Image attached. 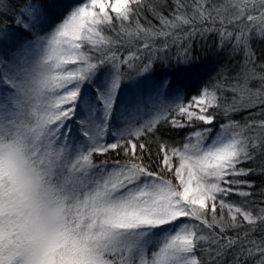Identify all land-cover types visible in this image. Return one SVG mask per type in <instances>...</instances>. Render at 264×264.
Masks as SVG:
<instances>
[{"label": "snow or ice", "instance_id": "snow-or-ice-1", "mask_svg": "<svg viewBox=\"0 0 264 264\" xmlns=\"http://www.w3.org/2000/svg\"><path fill=\"white\" fill-rule=\"evenodd\" d=\"M189 3L164 15L147 0H28L0 28V264H264L250 179L264 176V58L250 44L264 40V0ZM145 7L158 26L140 22ZM208 32L244 60L185 103L169 75L153 78L156 52Z\"/></svg>", "mask_w": 264, "mask_h": 264}, {"label": "trees", "instance_id": "trees-1", "mask_svg": "<svg viewBox=\"0 0 264 264\" xmlns=\"http://www.w3.org/2000/svg\"><path fill=\"white\" fill-rule=\"evenodd\" d=\"M8 2L12 5V8L4 14H0V28H3L4 26L15 27V14L19 12L20 8L27 3L28 0H8ZM184 2L189 3V0H184ZM213 2L219 3L220 0H213ZM147 3L156 5L164 13V15H168L169 11L173 7V0H147ZM187 10L191 12L190 3ZM149 21L154 25H159V21L154 17L153 13L145 7L140 12V22L147 26ZM216 26L219 27L218 24ZM229 30H231V28ZM108 34L111 35L112 33ZM263 42L264 40L254 37V42L251 44V49L258 58V62H260L259 58H264ZM163 43V40L158 39L155 42L154 47L156 49L162 48ZM167 43L169 45L167 49L156 52V55L161 59L157 60L154 65L153 76L156 79H159L164 75H169L172 78L173 83L179 85L183 89L185 103L190 101L192 96L197 95L199 89L204 86L211 87L215 85L218 80L230 83L232 78L240 71L241 64L244 60L242 52H233L232 45L234 41H224L222 44L220 36L217 32H208L203 35L198 33L190 39H184L181 37L175 42L169 38ZM184 48H189L193 57V64L191 66H187V70H184L186 66L183 64L177 65V59L179 58L180 53L183 52ZM129 51H135V47L124 46L119 49V54L124 56L127 55ZM142 55L147 57L149 53L145 51ZM249 86L256 88L259 86V81L252 80L250 81ZM223 95L227 97V101L230 103L232 94L224 93ZM248 116V110H241L239 113L233 114V119L243 123L248 119ZM256 119H264V116L257 115ZM224 120L225 117L220 114L219 119L216 122L217 127ZM184 134L185 132L170 129L168 126H163L161 131L157 133L158 136H163V138L169 142L182 141ZM145 139L149 144L152 156L155 157L158 149L156 137L150 136ZM122 157L123 154L121 153L120 158ZM107 158L111 161L117 157L115 153H111ZM99 159H105V157H99L98 160ZM252 166L255 167V165ZM250 179L255 184V188L252 189L254 196L251 199L260 203L261 200H264V197L260 195L261 189L264 188V176L254 174L250 177ZM230 199L238 202L243 198L233 195ZM261 234L262 233L258 231L254 234V237H258ZM225 259L229 262L231 261L230 256L225 257ZM258 259L259 257L247 258L246 264H257Z\"/></svg>", "mask_w": 264, "mask_h": 264}, {"label": "rangeland", "instance_id": "rangeland-1", "mask_svg": "<svg viewBox=\"0 0 264 264\" xmlns=\"http://www.w3.org/2000/svg\"><path fill=\"white\" fill-rule=\"evenodd\" d=\"M256 38H258V37H256ZM253 42H254V38L251 40L250 44H253ZM153 78L156 79L154 76H153ZM182 95H183V93H182ZM145 99L147 100V97Z\"/></svg>", "mask_w": 264, "mask_h": 264}]
</instances>
